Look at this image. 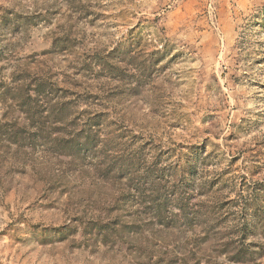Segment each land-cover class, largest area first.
<instances>
[{
    "label": "rangeland",
    "instance_id": "obj_1",
    "mask_svg": "<svg viewBox=\"0 0 264 264\" xmlns=\"http://www.w3.org/2000/svg\"><path fill=\"white\" fill-rule=\"evenodd\" d=\"M0 56L68 104L0 136V264H264V0H0Z\"/></svg>",
    "mask_w": 264,
    "mask_h": 264
},
{
    "label": "trees",
    "instance_id": "obj_2",
    "mask_svg": "<svg viewBox=\"0 0 264 264\" xmlns=\"http://www.w3.org/2000/svg\"><path fill=\"white\" fill-rule=\"evenodd\" d=\"M2 58L0 56V62L3 60ZM36 64L39 63L36 62ZM54 76L52 75L51 77V74H44L39 72V70L32 72L31 67L28 70H18L9 77L4 75V69L0 70V101L5 107L4 116L0 119V136L2 134L9 136L12 145L19 147L26 139L31 141L39 140L42 139L43 135L52 133L50 135L51 140L53 133L61 129L58 125L63 123L61 117L64 115L65 109L68 108L66 107L68 104L63 101L64 97L61 94L64 92L53 83ZM17 114L22 116L23 124L20 123V119L15 117ZM88 127L90 129L86 136L90 140L94 134L93 138L96 144V136L101 134V127L98 122L89 123ZM67 137H69L67 143L71 145L69 143L73 142L75 136L69 134ZM89 144L90 142L83 147H89ZM95 152H98L96 154L100 157L105 156V159L109 158L106 150H96ZM120 159L121 165L119 171L123 173L127 164L123 166V162L125 161L123 156L117 158L116 162ZM114 161H112V164H114ZM135 180L139 184L137 177H135ZM135 187L144 201L153 200L152 196L151 198L147 197L152 195L153 191L147 189L145 184H141L140 187L136 185ZM155 193H158V191ZM180 211L184 212L182 209ZM157 212L161 216L165 211H162V208H158ZM187 214L182 216L184 218H182L183 222L188 220ZM175 218H181V216L177 215ZM175 228L170 227L168 230Z\"/></svg>",
    "mask_w": 264,
    "mask_h": 264
}]
</instances>
